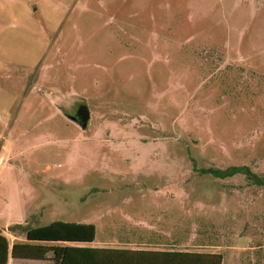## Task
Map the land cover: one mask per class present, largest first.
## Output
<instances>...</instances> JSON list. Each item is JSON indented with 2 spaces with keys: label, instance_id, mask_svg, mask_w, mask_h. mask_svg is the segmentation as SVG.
<instances>
[{
  "label": "rangeland",
  "instance_id": "rangeland-1",
  "mask_svg": "<svg viewBox=\"0 0 264 264\" xmlns=\"http://www.w3.org/2000/svg\"><path fill=\"white\" fill-rule=\"evenodd\" d=\"M31 1L0 0L1 227L92 223L134 247L106 226L140 215L157 229L137 247L172 227V249L264 264V187L201 173L264 174V0Z\"/></svg>",
  "mask_w": 264,
  "mask_h": 264
},
{
  "label": "trees",
  "instance_id": "trees-1",
  "mask_svg": "<svg viewBox=\"0 0 264 264\" xmlns=\"http://www.w3.org/2000/svg\"><path fill=\"white\" fill-rule=\"evenodd\" d=\"M203 174H210L217 179H226L242 175L251 185L264 187V174H256L248 167H228L224 170L206 169ZM9 231H20L28 242L51 244L92 243L96 236L93 224H77L54 221L47 226L30 228L29 225H15ZM56 264H222V255L180 251L177 249L131 250L114 248H90L76 246H50ZM7 261V241L0 235V264Z\"/></svg>",
  "mask_w": 264,
  "mask_h": 264
},
{
  "label": "crops",
  "instance_id": "crops-1",
  "mask_svg": "<svg viewBox=\"0 0 264 264\" xmlns=\"http://www.w3.org/2000/svg\"><path fill=\"white\" fill-rule=\"evenodd\" d=\"M14 1V0H13ZM23 5L24 12L26 14H32L34 17H38L41 13V9L47 7L50 8V1L45 0H34L31 2H26ZM2 160V157L0 156V162ZM138 217V218H137ZM134 218L136 220L131 222H122L121 225H117L119 223H111L106 226V229L108 230H122V231H138V242H131V241H124L120 242L123 245H135L134 247H119L116 246L114 243V240H98L95 239L92 243H82V244H70V243H62V244H51V243H45V242H28L25 238V234L20 231H9L8 228L12 227V225L8 226L9 224H5V228H2L0 225V235L4 236L7 241V261L6 264H56V262L53 259V254L49 250L50 246H76V247H90V248H114V249H131V250H158V251H167V250H173L172 248L176 246L177 243H173V240L171 239L172 236V227H167L165 231H169L167 233V241L166 243L160 242L156 244L155 246L161 247L166 246L167 249H143L137 246H144L147 245L146 243L141 241V238L144 239L146 232L151 230H156L157 227H146V222L141 223V217L140 215H135ZM143 219V218H142ZM146 220V218H145ZM52 223V222H51ZM29 225L30 228H37V227H44L49 225L50 223L43 224L40 220L32 219V221L28 222V220L23 219L21 223H16V225ZM77 224H85V223H77ZM92 224V223H88ZM94 225V224H93ZM163 225V224H161ZM95 229L97 232L96 225ZM164 230L163 226L160 227V230ZM143 232V234H141Z\"/></svg>",
  "mask_w": 264,
  "mask_h": 264
},
{
  "label": "water",
  "instance_id": "water-1",
  "mask_svg": "<svg viewBox=\"0 0 264 264\" xmlns=\"http://www.w3.org/2000/svg\"><path fill=\"white\" fill-rule=\"evenodd\" d=\"M76 118H78L79 121L77 125L83 130L86 129L89 121V111L86 106L82 105L78 108ZM76 118H73V120L75 121Z\"/></svg>",
  "mask_w": 264,
  "mask_h": 264
},
{
  "label": "flooded vegetation",
  "instance_id": "flooded-vegetation-1",
  "mask_svg": "<svg viewBox=\"0 0 264 264\" xmlns=\"http://www.w3.org/2000/svg\"><path fill=\"white\" fill-rule=\"evenodd\" d=\"M80 106H82V105H79V106L76 108V110H75V112H74V114H73L72 116H71V115H68V114H66V113H64V112H63V114H64L66 117H68L72 122H74L75 124H77L79 121H78V118H76V113H77V110H78V108H79ZM73 118H76V120L74 121Z\"/></svg>",
  "mask_w": 264,
  "mask_h": 264
}]
</instances>
